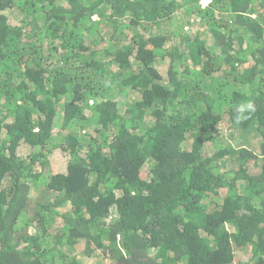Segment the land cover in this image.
Masks as SVG:
<instances>
[{
  "label": "trees",
  "instance_id": "16d2710c",
  "mask_svg": "<svg viewBox=\"0 0 264 264\" xmlns=\"http://www.w3.org/2000/svg\"><path fill=\"white\" fill-rule=\"evenodd\" d=\"M93 261L264 264V0H0V264Z\"/></svg>",
  "mask_w": 264,
  "mask_h": 264
},
{
  "label": "clouds",
  "instance_id": "9594fccd",
  "mask_svg": "<svg viewBox=\"0 0 264 264\" xmlns=\"http://www.w3.org/2000/svg\"><path fill=\"white\" fill-rule=\"evenodd\" d=\"M235 111H236L235 122L240 123L242 120L248 119L250 114L255 111V105L251 101L247 103H242L237 105Z\"/></svg>",
  "mask_w": 264,
  "mask_h": 264
},
{
  "label": "rangeland",
  "instance_id": "374dc122",
  "mask_svg": "<svg viewBox=\"0 0 264 264\" xmlns=\"http://www.w3.org/2000/svg\"><path fill=\"white\" fill-rule=\"evenodd\" d=\"M209 1H210V0H203V4H205V5H206V4H208V3H209ZM134 95H139V94L135 92V93H134L132 96H134ZM95 262H96V261H93V263H92V264H95ZM84 264H91V262H90V263H88V262H87V263H86V262H84Z\"/></svg>",
  "mask_w": 264,
  "mask_h": 264
}]
</instances>
